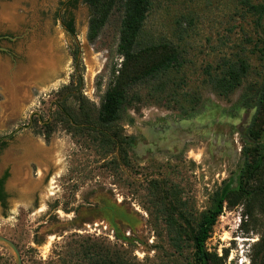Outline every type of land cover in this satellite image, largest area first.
I'll use <instances>...</instances> for the list:
<instances>
[{
	"label": "rangeland",
	"instance_id": "374dc122",
	"mask_svg": "<svg viewBox=\"0 0 264 264\" xmlns=\"http://www.w3.org/2000/svg\"><path fill=\"white\" fill-rule=\"evenodd\" d=\"M66 1L0 0V139L6 141L0 174L9 172L0 234L16 243L24 264H60L69 243L88 238L121 245L141 264H193L189 236L180 253L167 218L183 212L189 231L212 208L216 193L237 186L255 113L241 99L246 84L261 76L255 45L264 40V25L256 28L239 0H153L149 38L174 40L183 50V64L170 72L165 92L177 98L161 101L151 85L138 87L144 101L126 113L135 122L128 124V115L122 119L131 137L127 156L107 154L60 121L51 130L43 126L56 117L59 92L80 76L81 92L99 106L122 61V10L90 42L89 6ZM71 18L75 33L63 24ZM239 57L251 63L250 77L228 96L218 95L208 73ZM68 104L77 105L74 96ZM258 229L242 205L226 203L207 249L227 255L225 264H254ZM0 264H17L1 242Z\"/></svg>",
	"mask_w": 264,
	"mask_h": 264
},
{
	"label": "trees",
	"instance_id": "16d2710c",
	"mask_svg": "<svg viewBox=\"0 0 264 264\" xmlns=\"http://www.w3.org/2000/svg\"><path fill=\"white\" fill-rule=\"evenodd\" d=\"M80 0H67L66 5L75 6ZM90 10L88 39L94 42L111 15L116 9L122 10L121 27L117 51L122 58L119 67L113 70V77L101 99L99 106L92 103L81 92L82 76L70 86L63 88L59 94L61 99L57 104L56 117L45 121L43 126L51 130L53 123L62 122L74 134L89 136L93 142L106 149V153L124 151L131 147V137L124 133L122 119L127 110L141 104L144 99L137 91L142 85H151L162 100H174L175 95L167 92L170 84V72L180 71L183 62V50L174 40H153L147 32V21L153 6V0H82ZM253 16L256 28H263L264 2L255 3L253 0H239ZM67 31L75 33L74 20L64 19ZM255 45L257 58L261 64L259 81H249L246 92L242 95V103L255 109V113L247 127L249 142L242 147L244 161L237 176V186L229 188L224 194L218 192L214 196L213 206L202 217L197 226L190 225L186 231L187 217L183 212L168 215L167 224L173 246L182 252L185 236L192 242L193 264H225L227 255L218 257L207 249V242L214 227L223 214L225 204L230 208L243 206L244 217L253 220L259 226V239L254 246V264H264V40ZM78 62V57H75ZM251 63L239 57L236 60L226 59L218 73H208L207 82L218 95L228 96L232 91L242 86L248 80ZM69 92V93H68ZM68 93L67 95H64ZM75 97L76 106L68 104V98ZM172 97V98H171ZM182 102L186 99H178ZM189 103L191 99L187 100ZM182 104V108H183ZM186 112V111H185ZM188 113V111H187ZM33 121V118H30ZM135 118L128 115V124H134ZM49 140L50 132L45 134ZM1 143V142H0ZM6 141L1 143V149ZM6 171L0 179V201L6 207V194L3 185L8 178ZM157 188V187H156ZM160 195H163L162 184L159 185ZM182 223L179 221V219ZM66 255H59L60 264H141L134 261L127 249L121 245H111L96 240L82 239L69 243Z\"/></svg>",
	"mask_w": 264,
	"mask_h": 264
},
{
	"label": "water",
	"instance_id": "95a60500",
	"mask_svg": "<svg viewBox=\"0 0 264 264\" xmlns=\"http://www.w3.org/2000/svg\"><path fill=\"white\" fill-rule=\"evenodd\" d=\"M0 242L7 245L9 249L14 253L17 264H24L20 250L14 241L0 234Z\"/></svg>",
	"mask_w": 264,
	"mask_h": 264
},
{
	"label": "flooded vegetation",
	"instance_id": "af4514ba",
	"mask_svg": "<svg viewBox=\"0 0 264 264\" xmlns=\"http://www.w3.org/2000/svg\"><path fill=\"white\" fill-rule=\"evenodd\" d=\"M1 37L2 36H0V39H1ZM3 141H5V140H3V139H0V142L2 143ZM1 143H0V146H1ZM0 150H1V147H0ZM6 171L7 170H5L4 172H2L1 174H0V179H2L3 177H4V175H5V173H6ZM7 180V179H6ZM6 180H5V182H4V185H3V192L6 194V196H7V198H6V202H7V199H8V192H7V189H6ZM0 204L3 206V203L0 201ZM6 205H7V203H6ZM4 207V206H3Z\"/></svg>",
	"mask_w": 264,
	"mask_h": 264
}]
</instances>
